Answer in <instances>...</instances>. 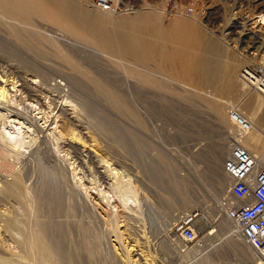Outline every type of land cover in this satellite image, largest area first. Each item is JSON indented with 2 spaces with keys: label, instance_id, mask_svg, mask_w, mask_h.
Segmentation results:
<instances>
[{
  "label": "rangeland",
  "instance_id": "rangeland-1",
  "mask_svg": "<svg viewBox=\"0 0 264 264\" xmlns=\"http://www.w3.org/2000/svg\"><path fill=\"white\" fill-rule=\"evenodd\" d=\"M55 1L89 29L108 24L105 29H125L117 36L126 38L136 27L121 23L135 14L107 12L113 21L102 22L97 16L106 12L94 0ZM137 2L140 9L157 8L167 32L162 39L158 33L145 35L154 48L151 58L148 65L135 64L162 75L164 83L130 72L128 54L101 49L60 25L31 17L38 29L56 36L41 44L37 31L0 21V80L6 88L4 96L0 92V264H54L61 252L62 264H261L257 250L218 208L221 198L230 197L227 161L233 147H244L264 166V140L255 137L257 127L264 129V95L248 89L239 76L250 60L245 44L261 40L242 36L243 27L232 23L254 8L223 5L221 20L210 27L200 16L203 24L168 13L170 0ZM185 20L197 21L188 32L200 34L202 50L192 45L195 52L187 48L188 55L176 58L184 46L173 37ZM71 39L82 47L67 44ZM22 75L48 89L40 101L21 89ZM66 75L73 79L68 82ZM45 76L68 82L67 92H50L55 81L44 83ZM54 105L66 107L73 123L64 124ZM68 141H75L73 147ZM7 186L21 192V199L4 193ZM193 210L203 214L196 222L202 239L188 247L175 226ZM34 235L40 237L38 246ZM56 247L61 252H54Z\"/></svg>",
  "mask_w": 264,
  "mask_h": 264
},
{
  "label": "bare ground",
  "instance_id": "bare-ground-1",
  "mask_svg": "<svg viewBox=\"0 0 264 264\" xmlns=\"http://www.w3.org/2000/svg\"><path fill=\"white\" fill-rule=\"evenodd\" d=\"M59 2V1H58ZM68 2H70V1H68ZM226 3V2H225ZM62 4V3H61ZM65 4V3H64ZM64 4H63V7H64ZM58 5H59V3H58ZM227 7H229V3H227ZM71 7V6H70ZM76 7V6H75ZM96 8H98V9H100V10H102L101 8H99V7H97V6H95ZM238 7V6H237ZM63 9V8H62ZM140 7H139V5H138V7H137V9L134 11V12H130V13H124V12H122V13H120V15L121 14H135L133 17H124V18H122L121 20H122V24L123 25H125L124 23L126 22V20L129 22V21H131L132 22V27H135V28H131V30H130V28H129V30L127 31V32H129V36L128 37H126V38H124V37H121V38H119V36H117V34H119V35H121V32L124 34V32L126 31L125 29H110V28H108V29H105V28H107L108 27V24H107V27H105L104 29H94V28H91V29H89L88 27H86V26H83V24L84 23H82V22H80L78 19H77V17H75L73 14H71V12L68 10V8H67V10H61V9H59V7L57 6V2L55 1V0H0V21L2 22V23H11L14 27H19L20 28V26H22V27H24V28H26L27 30H28V32H30V33H35V32H33V30L34 31H37L38 33H40V35L39 34H36L37 36V39L41 42V44H42V42H44V40H49V41H53L54 39H53V37L55 38L56 36L53 34V33H51V30H49V29H46V28H43V27H41L42 28V30H40V27H39V29L33 24V21L31 20V17H32V19H41V20H45V21H48V22H52V23H54V24H56V25H60L61 27H63L67 32H70V33H72V34H74V35H76L77 37H79V38H82V39H87L88 41H90V42H92L94 45H96V46H98L99 48H105V50H107V51H114L115 53L116 52H118V54L120 55V56H123V55H126V54H128L127 55V57L130 59V67L129 68H127L130 72H132V73H135V74H142V75H144V76H146V77H149V78H151V80H158V81H160V82H162V83H164V81H166V80H162V75L160 76V75H153L149 70H143V69H145V68H143V69H140L139 67L140 66H137L136 64L137 63H141V64H143V65H145V64H147L148 63V61L150 60L149 58H151V50H152V45H151V42L149 41V38H147L145 35H151V34H156V33H158V37L160 38V39H162V37H164V33H165V31L167 32V28L164 30V27H163V24H162V18H161V14H158V12H157V8H155V9H152L151 7L149 8V7H145V8H141L140 10ZM102 11H105L106 13H104V12H102V13H100L97 17H99L100 18V20L102 21V22H106V23H108V22H112L113 21V19H112V17H109V15H106V14H108V13H111V14H115L116 13V11H114V10H112V11H110V10H108V11H106V10H102ZM159 11V10H158ZM5 12H10L11 14H13V15H15L16 16V18H13V17H10L11 19H13V20H11L10 18H8L9 16H6V15H2L1 13H5ZM78 12V11H77ZM83 12V11H82ZM108 12V13H107ZM82 15V14H81ZM116 15V14H115ZM182 16H188V17H193L194 19H196L197 21L199 20L200 21V23L201 24H203V22L201 21V18H199V16L197 15V14H195V15H182ZM83 17V16H82ZM96 17V18H97ZM81 18V17H80ZM84 20V19H83ZM98 20V19H97ZM13 21H15V22H13ZM36 21H38V20H36ZM116 21V20H115ZM197 21H189V20H185V24L183 25V26H180V27H178V33L177 34H175L174 35V37H173V42H175L176 44H177V46H184V47H181V48H179V51H176V55H177V57L176 58H178V56L179 57H183V56H186V55H188L187 53V48H188V50H189V47L190 46H192L193 45V47L194 48H199V49H201V42H200V34H193V33H190V32H188L189 31V29H192L193 27L195 28V22H197ZM84 22V21H83ZM130 22V23H131ZM36 23V22H35ZM97 23V22H96ZM101 23V22H100ZM114 23H116V22H114ZM110 24H113V23H110ZM194 24V25H193ZM20 25V26H19ZM97 25V24H96ZM101 26H102V24H101ZM128 26V25H127ZM131 27V26H130ZM23 28V29H24ZM113 28V27H112ZM207 28V27H206ZM44 29V30H43ZM125 30V31H124ZM48 31V32H50V33H46V32ZM126 32V33H127ZM230 32V31H229ZM126 33H125V36H127L126 35ZM222 33V32H221ZM231 33V32H230ZM142 34H144V35H142ZM222 35H224V34H222ZM241 38V37H240ZM62 39H64V38H62ZM61 40V39H60ZM155 40V39H154ZM68 41V43L67 44H71L72 46H75L76 48H81L82 47V45L81 44H79V42H75V41H72V39H71V41H69V40H67ZM87 41V42H88ZM152 41H153V39H152ZM165 41V40H164ZM252 41H253V39H252ZM54 42V41H53ZM162 42V45L161 44H159V42H155L158 46H160V49L161 50H159L160 52H161V56L163 55H165V54H163V41H160V43ZM37 43H39V42H37ZM165 43V42H164ZM40 44V43H39ZM60 45H62V48L64 49V50H66V51H69V52H73L74 50L71 48V46L70 45H66L65 43H63V42H61V43H59ZM231 44V43H230ZM156 45V46H157ZM236 45V44H235ZM85 48H86V46H84ZM175 47V46H174ZM211 47V51H214L215 50V48H214V46H210ZM209 47V48H210ZM203 48V47H202ZM82 49H84V48H82ZM87 49V48H86ZM154 49V48H153ZM180 49H181V51H180ZM246 49V48H245ZM249 49V48H248ZM194 50V49H193ZM193 50L192 51H190V52H193ZM202 50V49H201ZM218 50H220V49H218ZM95 50H93V52H94ZM196 50H194V52H195ZM216 51V50H215ZM105 52V51H104ZM165 52V51H164ZM175 52V51H174ZM197 54L199 53V51L198 52H196ZM196 53H194L193 55H195ZM106 54V53H105ZM109 54V53H108ZM111 54V53H110ZM175 54V53H174ZM174 54H172V55H174ZM117 55V54H116ZM153 55H154V53H153ZM171 55V54H170ZM158 56V55H157ZM195 56H197V55H195ZM195 56H193L194 58H195ZM199 56V55H198ZM154 57V56H153ZM174 57V56H173ZM189 57H192L191 56V54H190V56ZM62 58V57H61ZM64 58H67V60L69 61V58H68V56L66 55ZM155 58V57H154ZM159 58V57H158ZM164 58V57H163ZM166 58V57H165ZM198 58V57H197ZM192 59V58H191ZM248 59V58H247ZM156 60V59H155ZM154 60V61H155ZM161 60H162V58H161ZM171 60H172V58H171ZM196 61H197V59H195ZM243 60V62L245 61L244 60V58L242 59ZM27 61V60H26ZM29 61V60H28ZM134 61V63H132V62ZM159 62H161L160 60H158ZM156 62V64L157 63H159V62ZM164 61V59L162 60V62ZM180 61V60H179ZM191 61V60H190ZM189 61V62H190ZM201 61V60H200ZM199 61V62H200ZM249 61V60H248ZM248 61H245V63H247ZM30 62V61H29ZM172 62V61H171ZM202 62V61H201ZM27 63V62H26ZM131 63H132V65H131ZM136 63V64H135ZM150 63V62H149ZM173 63V62H172ZM194 63V62H193ZM24 64V63H23ZM29 64V63H28ZM31 64V63H30ZM29 64V65H30ZM70 64H71V62H70ZM162 64V63H161ZM183 64V63H182ZM197 64V63H196ZM195 64V65H196ZM32 65V64H31ZM30 65V66H31ZM148 65V64H147ZM165 65V64H164ZM185 65V64H184ZM194 65V66H195ZM201 65H202V63H201ZM33 67H35L34 65H32ZM31 66V68H33ZM69 66V65H68ZM74 66V65H73ZM181 66V65H180ZM192 66V65H191ZM25 67H28V68H30L29 66H25ZM70 67V66H69ZM160 67V66H159ZM163 67V66H162ZM162 67H161V69L160 70H163L162 69ZM166 67V66H165ZM174 67V66H173ZM182 67V66H181ZM184 67H186V65L184 66ZM183 67V68H184ZM36 68V67H35ZM142 68V67H141ZM164 68V67H163ZM180 68V67H179ZM182 68V69H183ZM232 68V67H231ZM63 69V68H62ZM159 69V68H158ZM181 69V70H182ZM186 69V68H185ZM190 69V68H189ZM177 69L175 68V70L174 71H176ZM191 70H192V68H191ZM31 71V70H30ZM39 71V70H38ZM198 71V70H197ZM197 71H195V72H197ZM35 72V71H34ZM37 72V71H36ZM177 72H179V71H177ZM177 72H175V73H177ZM189 72H191V71H189ZM194 71L192 70V73H193ZM203 72V71H202ZM202 72H198L199 74H201ZM33 73V72H32ZM31 73V74H32ZM173 73V72H172ZM206 73H207V71H206ZM161 74V73H160ZM204 74H205V72H204ZM19 75V74H18ZM179 75H180V73H179ZM182 75H183V73H182ZM187 76H188V74H186ZM2 77H4V75H1ZM0 76V77H1ZM33 76V75H32ZM185 76V75H184ZM19 77V76H18ZM39 78H41L40 76H38ZM37 76H36V78H38ZM53 77V76H52ZM66 78H67V80H68V82H69V79H73V78H71V77H68L67 75L65 76ZM197 77V76H196ZM39 78H38V80H39ZM44 79H43V81H44V83L45 82H53V81H55L53 84H49V89H51L50 90V92L53 90V91H55V92H59L58 94H61L62 92H64V91H66L67 92V90H66V88H67V86H66V84H68V82L67 83H64V82H61V81H56V78H50L51 79V81H49V80H46L48 77L47 76H45V77H43ZM46 78V79H45ZM164 78V77H163ZM192 78V77H191ZM203 78V77H202ZM205 78V77H204ZM18 79V78H17ZM31 79H32V77H31ZM165 79V78H164ZM193 79H195L194 77H193ZM33 80V79H32ZM75 80V79H74ZM186 80V79H185ZM245 85H246V87L248 88V89H250L251 90V87L249 86H247V84L242 80V79H240ZM6 81H8V80H6ZM18 81H21V89L24 91V92H26L27 93V96L29 97V99H32V100H36V101H40V96L41 95H43V94H47V92H46V90L45 89H47V88H45V89H43V87H41V83H38V84H40V85H37L36 83H35V81H31V80H29L28 79V77H26V76H23L22 75V77H19V79H18ZM188 81V80H187ZM193 81H196V80H193ZM193 81H191V83L193 82ZM37 82V81H36ZM181 82V81H180ZM189 82V81H188ZM201 82V81H200ZM14 83V82H13ZM44 83H42V84H44ZM184 83V82H183ZM47 84V83H46ZM194 84V83H193ZM206 84V83H205ZM0 92H1V95H3L4 96V94H5V90H6V88L4 87V86H2V85H5L4 84V81H2V80H0ZM74 88H78V86L77 85H75V84H71ZM182 85V84H181ZM195 85V84H194ZM197 86H198V84H196ZM42 86H44V85H42ZM46 86V85H45ZM193 86V85H192ZM192 88V87H191ZM108 88L106 87V90H107ZM48 90V89H47ZM109 90V89H108ZM109 91H111V94H114V92L112 91V90H109ZM252 91H256V92H258V93H260V94H263L264 95V92H262V91H257V90H252ZM49 92V91H48ZM49 92V93H50ZM51 94V93H50ZM216 96V95H215ZM51 97V96H50ZM49 98V97H48ZM55 97H51L50 99L53 101V102H55L56 100L54 99ZM57 98H59V97H57ZM50 100V101H51ZM59 101V100H58ZM57 103V102H56ZM55 104V103H54ZM58 104V103H57ZM114 104V103H113ZM230 104V103H229ZM231 104H233V102L231 103ZM235 104V103H234ZM54 106H56V108H58L59 109V112H60V114H61V117H62V119H63V123L65 124V123H67V124H69V123H73V119H72V117L69 115V113H68V109L66 108V107H64L63 105H54ZM230 107H233V108H235L236 110L235 111H241L239 108H236V105H231ZM130 111H133V109H131ZM242 112V111H241ZM243 113V112H242ZM239 114H241L240 112H239ZM243 114H245V113H243ZM242 115V114H241ZM244 116V115H243ZM245 118V117H244ZM248 121H250V120H248ZM69 143V145H71L72 147H73V143L75 142H73V141H68ZM77 148V147H76ZM237 148H242L243 150H246L251 156H252V154L247 150V149H245L244 147H242V146H236V147H233L232 148V150H231V154H232V152H233V150H236ZM75 149V148H74ZM80 149V148H79ZM253 157V156H252ZM93 159V158H92ZM259 166V165H258ZM257 166V162H256V160H255V166H254V173L255 174H258V173H264V168H261V167H258ZM21 178V177H20ZM178 179V178H177ZM15 180V179H14ZM21 180H22V178H21ZM232 183L234 182V179L232 178ZM16 182V181H15ZM22 182V181H21ZM232 185V184H231ZM19 188H21V186L19 187ZM3 192L4 193H7V194H11L13 197H16V198H18V199H21V192H19L17 189H13V187H10V186H7L4 190H3ZM229 194H230V197L229 196H226L225 198H221V201H219L218 202V208H220L221 207V209H219V210H221V212H225V215L227 216V206L228 205H230V204H233V201H232V199H231V193H230V190H229ZM8 197V196H7ZM49 198V197H48ZM193 212V211H192ZM191 213V212H190ZM189 213V214H190ZM189 214H187L183 219H185V218H187V216H189ZM227 218L229 219V220H231L228 216H227ZM50 222V221H49ZM231 222L232 223H234L235 224V226H236V229H237V231H239V233H240V229H239V226L234 222V221H232L231 220ZM45 230V228L44 227H40V230H39V232L41 231V232H43ZM178 233V232H177ZM42 234V233H41ZM45 234V233H44ZM240 236H241V234H240ZM41 237H43V235L41 236ZM50 237V236H49ZM242 237V236H241ZM33 239H34V241H36V242H34V244L36 243L37 244V241L39 242V240H40V237H39V235H34L33 237H32ZM29 239H31V238H29ZM243 239V238H242ZM44 240V239H43ZM49 240V239H48ZM29 241V240H28ZM31 241V240H30ZM53 241V240H52ZM32 242V241H31ZM41 242V241H40ZM44 242H45V240H44ZM30 243V242H29ZM27 244V243H26ZM33 244V243H32ZM39 244V243H38ZM38 244L36 245V246H38ZM42 244V243H41ZM54 244V243H53ZM185 244H186V246H190L189 244H187L186 242H185ZM250 244V243H249ZM195 245H197V243L195 244ZM194 245V246H195ZM250 245H252L256 250H257V252H258V254H259V256H260V258H261V260L259 261L261 264H264V252L263 251H261V250H259L254 244H250ZM44 246V245H43ZM42 246V247H43ZM55 246V245H54ZM201 246V247H200ZM34 247H35V245H34ZM41 247V246H40ZM40 247H38V248H40ZM180 247H181V245H180ZM199 250H202L204 247H205V243H203V245L202 244H199ZM37 248V249H38ZM47 248V247H46ZM49 248V247H48ZM47 248V249H48ZM26 249V248H25ZM36 249V248H35ZM42 249H45V248H42ZM39 250V249H38ZM37 250V251H38ZM183 250H185V246H184V248H183ZM44 251V250H43ZM53 251L54 252H61V251H58L57 250V247L55 248V249H53ZM52 251V252H53ZM39 252H41V250H39ZM38 252V253H39ZM37 253V252H36ZM37 253V254H38ZM45 253V252H44ZM196 253V252H195ZM45 254H49V252H47V253H45ZM54 254V253H53ZM52 254V255H53ZM55 255V254H54ZM39 256V255H38ZM49 256H50V254H49ZM62 256H64L65 257V254L63 253V252H61L60 253V256H59V258H58V260H56L55 262H52V263H54V264H62ZM36 257H37V255H36ZM39 257H37V260L39 261V259H38ZM55 258V257H54ZM57 258V257H56ZM86 259V258H85ZM84 259V260H85ZM69 260H71V259H69ZM34 261V260H33ZM36 261V260H35ZM44 261V260H43ZM42 261V262H43ZM49 261H45V262H43L44 264L46 263H48ZM75 262V261H74ZM39 263V262H38ZM37 263V264H38ZM40 263H41V258H40ZM42 263V264H43ZM67 263V262H66ZM84 263V262H83ZM9 264V263H8ZM49 264H51V262L49 263ZM69 264H70V262H69ZM77 264V263H76ZM85 264V263H84Z\"/></svg>",
  "mask_w": 264,
  "mask_h": 264
},
{
  "label": "built area",
  "instance_id": "built-area-1",
  "mask_svg": "<svg viewBox=\"0 0 264 264\" xmlns=\"http://www.w3.org/2000/svg\"><path fill=\"white\" fill-rule=\"evenodd\" d=\"M170 1L172 5L166 8L168 13L197 14L204 18V23L210 27L217 20H221V6L227 3L254 8L253 13L245 10L242 16L232 20V23L235 22L237 28L243 27L242 36L261 40L258 44L255 42L245 44V47L252 48L245 51L250 60L240 70L239 76L248 87H251V90L264 92V52H261L262 49L264 50V0ZM94 5L106 11L114 10L116 15L122 12H134L138 5L140 6L137 0H94ZM233 116L240 124L247 126V122L237 112H233ZM254 166L255 159L246 150L242 148L233 150L230 160L227 161V168L234 179L230 187L233 204L227 206L226 212L227 216L239 226L242 238L264 252V173L255 174ZM202 216L203 214L198 210H193L187 218L182 219L175 226L178 236L187 244H192L191 247L202 239L198 234L200 228L196 225Z\"/></svg>",
  "mask_w": 264,
  "mask_h": 264
},
{
  "label": "crops",
  "instance_id": "crops-1",
  "mask_svg": "<svg viewBox=\"0 0 264 264\" xmlns=\"http://www.w3.org/2000/svg\"><path fill=\"white\" fill-rule=\"evenodd\" d=\"M248 96L251 98H257L259 96V94H250ZM255 131L258 132L257 134L255 133V137L257 138V140L261 139L263 141L264 140V129L257 127ZM261 168H264V166L262 164H261ZM229 174H230V172H228V175Z\"/></svg>",
  "mask_w": 264,
  "mask_h": 264
}]
</instances>
